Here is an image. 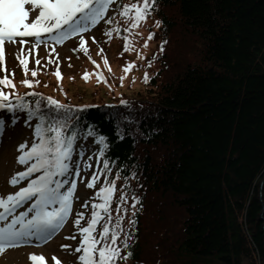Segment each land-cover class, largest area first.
<instances>
[{"label": "trees", "instance_id": "obj_1", "mask_svg": "<svg viewBox=\"0 0 264 264\" xmlns=\"http://www.w3.org/2000/svg\"><path fill=\"white\" fill-rule=\"evenodd\" d=\"M154 7L163 30L178 27L200 42L199 60L126 104L106 101L95 77H80L91 92L73 93L43 63L9 79L17 94L52 96L74 111L70 121L111 138V222L123 216L132 253L118 264H264V0H155ZM25 78L38 83L28 88ZM149 148L162 154L159 162Z\"/></svg>", "mask_w": 264, "mask_h": 264}, {"label": "snow or ice", "instance_id": "obj_2", "mask_svg": "<svg viewBox=\"0 0 264 264\" xmlns=\"http://www.w3.org/2000/svg\"><path fill=\"white\" fill-rule=\"evenodd\" d=\"M114 2L115 0H0V65L4 62V45L15 44L19 40L23 51V46L28 43L25 38H32L34 41L29 49L31 53L41 43L47 44L48 41L62 43L70 36H79V47L86 52L82 34L101 20L106 24L111 23V17L105 19V16ZM154 3L155 0H137V3L117 5L119 11L114 15L129 21L128 27L123 31L127 33L130 28H137L139 23L150 15ZM156 24L159 26L160 21ZM113 30L117 33L121 31L116 27L106 31L105 35L111 36ZM151 36L152 33H149V38ZM123 39L124 49L128 50V36L125 35ZM16 58L27 73V58H21L19 54ZM36 63L39 64L40 61L37 60ZM105 64L107 66V61ZM133 65L134 62H130L124 67L125 74ZM54 74L59 81L60 72L57 70ZM32 75H36L35 70L32 71ZM82 78L88 79L87 72ZM120 79L122 82L123 77ZM147 79L148 76L145 74V82ZM101 80H103L102 74L97 73V82ZM33 83L38 81H29L27 78L21 81V84L28 88H31ZM5 88H12V91H4ZM28 98H32L34 104H31ZM120 103L126 104L123 100ZM0 110H3V113H0V132L6 124L4 113L10 114L8 123L11 125H15L20 119L18 112L25 114V124H29L34 117L37 120L33 127L31 146L28 147L26 142L17 146L19 155L16 157V162L24 165V170L15 172L8 181L11 185H17L27 179L26 186L19 188L15 193L0 196V222H2L0 253L32 238L37 241L52 239L72 211L77 184L73 174L79 176L81 164L84 169L90 168V161L95 157L98 162L102 160L103 167L97 168L92 173L91 178L87 179L86 186L92 188L94 182L101 178V173L105 174L103 177L105 183L95 193L100 202L92 203L91 216L85 227H80L84 213H76L73 224L77 228L80 240L74 251L79 253L77 259L80 264H118L119 261L127 260L132 255L127 251L131 236L121 227L123 216L117 215L115 223H112L113 217L110 215V204L113 202L116 183L115 179L109 182L106 175L112 171L109 165L116 163L107 155L112 145L111 138L99 133L92 124H87L85 129L84 123L79 118L70 121L69 113L75 115L74 111L70 106L52 97H44L31 91L17 94L15 85L7 74L0 77ZM89 138L92 139L97 151L90 155L88 160L76 158L83 157L88 151ZM78 141L80 143H77ZM123 167L121 165L117 168L116 178H120ZM131 175L135 177V173ZM124 181L125 183L121 185L119 202L116 204L117 209L121 210L127 199L124 189L130 187L128 177H124ZM131 200L135 205L139 198L133 195ZM26 202V210L16 214V209ZM86 205L87 201L82 207ZM102 213L103 223L100 230H97ZM134 224L135 221L130 218L129 225ZM121 235L123 239H119ZM66 239H75V236ZM61 247L69 246L61 245ZM122 249H124L123 255ZM55 259L53 257V260ZM29 260L32 264H45L42 255L29 254ZM56 264H59V261Z\"/></svg>", "mask_w": 264, "mask_h": 264}, {"label": "rangeland", "instance_id": "obj_3", "mask_svg": "<svg viewBox=\"0 0 264 264\" xmlns=\"http://www.w3.org/2000/svg\"><path fill=\"white\" fill-rule=\"evenodd\" d=\"M117 1L115 0L110 6L105 19L115 13ZM132 3H137V0H122L120 6ZM154 10L155 7L151 10L150 15L139 23L137 28H130L127 33L123 29L128 27L129 21L120 16L107 25L103 20L99 21L82 34H85L86 52L79 47L80 42L76 39L79 36H70L62 43H53L52 41H48L47 44L41 43L31 53L29 49L31 43L34 42L32 38H25L28 43L23 46V51H21L19 40L15 44L6 43L3 47L4 62L0 65V75L7 74L16 80V75L23 69L16 58L19 54L21 58H27L29 66H34L37 60L51 66L56 63L58 71L64 76L63 85L67 86L73 93L79 88L91 92L89 87H84L81 84L82 78H78L82 71V73L87 72L88 79L93 76L97 78V73L102 74L103 80L99 82V85H101L102 91L109 95L106 101L112 100L114 97H118V100L136 98V94L143 90L146 85L154 88L178 74L186 63L197 64L199 60L197 52L200 48V42L185 32H179L178 27H174L169 32L162 29L161 22L157 26L156 22L160 20L154 15ZM34 15L35 13H33ZM116 27L121 29L119 33L113 30L111 36L105 35L106 31ZM149 33H152L151 38H149ZM125 35L128 36V50L124 49L123 37ZM93 38L95 39L93 40ZM47 47H51L53 50V56L51 55L50 60L43 57L47 53ZM73 49L76 50L73 51ZM105 61H107V66ZM130 62H134V65L125 74L123 69ZM145 74L148 76L147 82L144 80ZM121 77H123L122 82ZM75 78L78 79L75 80ZM115 78L118 79L117 82ZM59 82L60 80L57 79L54 81L55 84ZM113 82H116L117 86ZM4 91L11 92L7 88ZM32 137L33 128L30 124H25L23 119H19L15 125L5 124L3 131L0 132V196L15 193L19 188L26 186L27 179L17 185H11L8 181L15 172L23 171L25 167L16 162V157L19 155L17 146L26 142L29 147ZM87 145L86 154L76 158L88 160V157L95 153V146L92 144L91 138L88 139ZM149 151L152 154L153 162H159L162 159V154L159 151L153 148H149ZM99 162L93 157L90 161V168L84 169L83 164H81L79 176L73 174L77 184L72 211L52 239L37 241L32 238L28 242L8 248L0 253V264H32L29 260V254L42 255L45 264H56L57 261L59 264H78L79 253L75 252L74 249L78 245L80 236L73 221L76 219V213L82 211V205L93 199L92 190L97 187L100 179L94 182L92 188H88L86 184L87 179L99 167ZM120 192L121 188L119 187L118 195ZM26 208L27 202L16 209V214L25 211ZM86 225L87 222L80 227ZM71 236H75V239H66V237ZM144 236L148 238L146 231ZM61 245H68L69 247L62 248ZM53 257L56 259L53 260Z\"/></svg>", "mask_w": 264, "mask_h": 264}]
</instances>
